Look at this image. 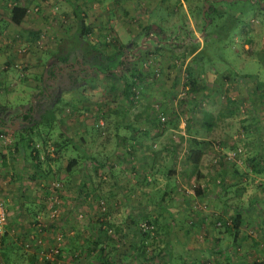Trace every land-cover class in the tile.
<instances>
[{
  "label": "rangeland",
  "instance_id": "obj_1",
  "mask_svg": "<svg viewBox=\"0 0 264 264\" xmlns=\"http://www.w3.org/2000/svg\"><path fill=\"white\" fill-rule=\"evenodd\" d=\"M76 1L101 50L96 69L81 71L79 54L54 57L76 26L66 0H0V264H29L34 251L39 261L98 264L87 249L99 225L108 264H249L245 244H264V222L250 217L264 216V170L248 164L260 155L264 167V10L242 13L228 32V12L240 8L221 0ZM15 3L27 7L20 24L9 17ZM147 23L163 30L144 36ZM43 90L58 91L61 122L35 140L44 160L35 170L14 129ZM60 130L108 153L100 188L81 150L54 151ZM192 146L202 148L200 179L187 161Z\"/></svg>",
  "mask_w": 264,
  "mask_h": 264
},
{
  "label": "trees",
  "instance_id": "obj_2",
  "mask_svg": "<svg viewBox=\"0 0 264 264\" xmlns=\"http://www.w3.org/2000/svg\"><path fill=\"white\" fill-rule=\"evenodd\" d=\"M73 12V15L76 19V26L75 30L72 34L68 36H63L59 38L58 45L56 48V52L54 57L58 61H68L70 56L79 54L81 59L83 60V64L86 62V66H83V64H79L80 70L85 69H96V62L99 61V55H100V49L97 47V45L92 41L87 39V33L90 32L91 27L88 24V22L85 19V13L80 3H78L76 0H66ZM215 3L218 0H213ZM222 2H226L230 8H232L234 5H238V10L240 13L237 14V12H228L229 17V25H228V32H232L236 25L240 22L242 19V13L247 12H254L257 8L259 10H264V0H221ZM218 1V2H221ZM213 3L211 4V8H213ZM27 14V7L25 5L15 3L10 8V21L14 24H20V22L23 20L25 15ZM160 30H163L161 26H159L157 23H147L141 27V32L144 36H151L153 32H158ZM153 41H157L158 39H155L151 37ZM190 41V46L188 48L187 54H193L194 55L200 51L198 46V41ZM164 44V43H163ZM79 56H76L78 58ZM78 62V59H77ZM80 62H82L80 60ZM118 62L122 65L124 64L123 60L119 57ZM78 64V63H77ZM106 73L117 75L118 72L111 69V67H106L104 69ZM56 76L53 77L55 79ZM81 75L78 73V78H80ZM42 79V75H41ZM132 80V79H131ZM54 81V80H53ZM134 82L128 81L127 86L128 90L130 89L131 83ZM42 86L45 88V84L42 82ZM71 88L77 86V83L73 82L69 84ZM62 88L63 86H58V88ZM43 97L38 99L36 102L32 101L30 102L28 108L25 112L21 115V120L19 121V125L16 129H14V135L15 140L14 143L18 145V147L22 150V152L25 153L24 157H30L31 162L33 166L35 167V170L41 169L42 163L44 160H42L40 156V150L35 146V140L43 138V141H46V136H48V131L52 129L55 125H57L59 122H61V116L58 114L55 104L61 99L59 97L58 91H54L51 94L45 90L42 92ZM3 120H1L2 122ZM48 133V134H47ZM117 134V132H116ZM61 140L53 141V149L56 151V153H59L61 151V148L66 143H71L73 147L76 149H79L82 151V155L85 156L87 161L92 163L93 165V173L90 176L91 181L93 184V187L95 189L100 188V181L98 179L101 178L102 173L101 169L105 166L109 167L107 162L105 161V158H108V153L104 152L102 149H97L96 151H85L80 146H77L73 138L66 134V132L60 130ZM193 144L200 145V142L196 139H193ZM26 149H29L28 151ZM28 152V154H27ZM29 155V156H28ZM202 155V148L192 146V148L189 149V154H187V161L192 165V167L195 169L196 175L198 179L203 177V173L200 169V159ZM46 159H49L50 155L48 153H45ZM52 158V157H51ZM261 156L257 157V155H254L250 157L248 164L253 168L255 172H261L264 170L263 165L260 163ZM53 159V158H52ZM262 159V158H261ZM77 158L75 156H72L68 159L66 170L67 172H71L73 166L76 164ZM173 172L172 168L167 169V174H171ZM205 194L204 189L202 187L201 183H197L193 187V195L194 196H203ZM105 216V215H104ZM100 219V218H99ZM99 224H103V220H99ZM240 224V214L237 213L233 217V225L234 227L238 228V225ZM103 226V225H102ZM96 229L97 227L94 226ZM99 231L96 234L93 232L89 238L91 241L94 242L90 248L87 249L88 253L91 249V251L97 250V256H98V264H108V258L105 256V246H100L98 249L96 246L98 244H101V234L100 230L101 226L97 228ZM94 235V237H93ZM58 256L60 254H57ZM38 254L36 251L32 252L30 255V260L28 261L29 264H56V260L52 259H41L42 261H39L37 259ZM38 260V261H37ZM9 264V262H8ZM20 264V263H19ZM249 264H264V260H253Z\"/></svg>",
  "mask_w": 264,
  "mask_h": 264
},
{
  "label": "crops",
  "instance_id": "obj_3",
  "mask_svg": "<svg viewBox=\"0 0 264 264\" xmlns=\"http://www.w3.org/2000/svg\"><path fill=\"white\" fill-rule=\"evenodd\" d=\"M261 201H259L260 203ZM261 206V204H260ZM251 217V221L255 222V221H263L264 222V216L263 215H259V216H255V218ZM260 223V222H259ZM263 223H260V225H262ZM262 242V241H260ZM259 242V243H260ZM246 250L243 251H247L248 253L252 254V261L253 260H264V244L258 245L256 241L253 240H249V242H247L245 244ZM238 260L240 261V258H238ZM238 261V264H240L241 262ZM251 261V262H252ZM250 262V263H251ZM236 264V263H234Z\"/></svg>",
  "mask_w": 264,
  "mask_h": 264
},
{
  "label": "built area",
  "instance_id": "obj_4",
  "mask_svg": "<svg viewBox=\"0 0 264 264\" xmlns=\"http://www.w3.org/2000/svg\"><path fill=\"white\" fill-rule=\"evenodd\" d=\"M163 118L164 117L162 116V119ZM6 217H7L6 209H5L4 205H3L2 200H0V232L3 231V226H4L5 222H6Z\"/></svg>",
  "mask_w": 264,
  "mask_h": 264
},
{
  "label": "water",
  "instance_id": "obj_5",
  "mask_svg": "<svg viewBox=\"0 0 264 264\" xmlns=\"http://www.w3.org/2000/svg\"><path fill=\"white\" fill-rule=\"evenodd\" d=\"M203 12H204V10H203Z\"/></svg>",
  "mask_w": 264,
  "mask_h": 264
}]
</instances>
